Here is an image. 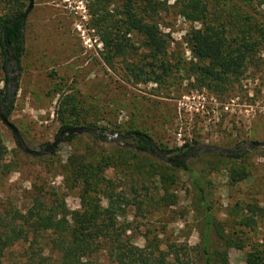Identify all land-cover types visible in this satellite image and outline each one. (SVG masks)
<instances>
[{
	"label": "rangeland",
	"instance_id": "obj_1",
	"mask_svg": "<svg viewBox=\"0 0 264 264\" xmlns=\"http://www.w3.org/2000/svg\"><path fill=\"white\" fill-rule=\"evenodd\" d=\"M153 1L159 8L149 21L166 41L169 63L160 84L142 82L154 68L141 37L133 32L125 35L120 28L121 0H33L7 118L27 148L43 149L63 124L121 135L136 131L167 151L184 145L228 149L246 141H264V5L253 0H204L209 17L229 39L242 37L231 27L234 20L261 29L260 36L244 31L243 36L259 40L260 45L238 81L218 93L199 88L187 74L192 60L187 36L199 28L180 14L187 0ZM27 4L28 0H4L0 19L17 9L22 14ZM117 44L124 47V54L112 57L107 66L102 56L112 53L109 46ZM2 65L0 55V93L5 88ZM0 138L7 151V174L0 176V222L8 218L5 212L23 214L31 197L47 198L52 193L56 197L50 199L61 198L70 215L79 212L77 190H70L63 180L68 159L80 157L100 168L99 176L112 181L114 192L126 199L127 206L115 219L124 230L125 242L143 255L163 253L170 264H202L201 215L183 170L147 152L94 141L90 135H76L42 158L21 153L3 124ZM185 163L195 172L203 169L209 184L214 223L209 242L211 248L223 251L216 264H245L248 253L264 259V149L238 160L190 158ZM101 205L105 207L104 200ZM44 243L39 242L41 247ZM22 251L23 246L8 247L2 264H16Z\"/></svg>",
	"mask_w": 264,
	"mask_h": 264
},
{
	"label": "trees",
	"instance_id": "obj_2",
	"mask_svg": "<svg viewBox=\"0 0 264 264\" xmlns=\"http://www.w3.org/2000/svg\"><path fill=\"white\" fill-rule=\"evenodd\" d=\"M238 1L249 3L252 0ZM253 1H257L259 6L264 5V0ZM3 3L4 0H0V5ZM158 8L159 4L153 0H121L119 12L121 16L120 28L124 30L125 35L133 32L141 37L142 44L147 49V59L150 60L151 67L154 68V71L145 74V79L142 82L151 81L155 84L163 82L169 72V63L165 58L166 41L158 32L157 26L149 21L151 16L157 13ZM180 14L188 22L199 25L198 29L191 30L187 36L192 58L186 69L187 74L193 77V81L199 88L213 89L218 93L225 92L226 87L238 81L243 75L251 54L260 45L259 40L243 36L244 31L247 34L258 33L260 36L261 29L256 24L239 25L234 20L231 27L242 37L229 39L225 36L226 31L219 29L216 25V19L211 15L209 17L208 4L204 0L183 2ZM20 15L21 11L17 9L0 19V34L3 31L4 44L13 51V58L17 61V65L22 53L21 22L11 21ZM108 45L107 42L105 46ZM110 49L112 53L109 51L102 56V60L107 66L110 65L112 57L124 54V47L118 44L109 46ZM0 55L3 59L1 70L4 73L3 82L6 86L7 78L4 66L6 58L1 40ZM156 70L157 73H155ZM135 81L139 82L138 79ZM10 111L11 106L6 107L3 115L8 118ZM0 124H2L1 121ZM73 127L76 126L63 124L58 133ZM88 128L94 127L88 126ZM130 133H138L147 137L136 131L126 134ZM90 137L94 141L104 142L103 137L91 135ZM75 138L76 135L64 137L62 143H69ZM131 142L134 145L129 144V146L138 154H144L149 149L141 137ZM48 145L45 144L44 148ZM189 149L188 145H184L172 151H160L167 156L172 152H178L172 156L177 157ZM54 153L55 151H52L48 156ZM6 154V148L0 138V176L7 174ZM245 156L246 154L229 157L197 155L192 158L204 161L224 158L238 160ZM169 166L185 172L195 196V207L201 215L202 236L199 252L202 264H216L221 260L223 251L211 248L209 242L214 223L210 215L209 184L203 176L204 170L195 172L185 162ZM96 168L83 163L80 157L71 156L67 161L65 167L67 172L63 182L69 184L70 190H77L79 200V212L74 215L68 213L61 198L50 199L56 197L55 193L48 195L47 198L31 197L30 206L23 211V214L5 212L8 218H4L0 222V264H2L6 249L13 245L23 246L20 259L16 264H170L163 253L156 251L154 254L143 255L138 248L122 239L121 235L124 230L116 226L115 219L118 212L122 211L128 203L125 198L114 192L116 185L99 176L100 168ZM102 200L105 201V207L101 205ZM41 240L46 242L42 247L39 244ZM245 264H264V259L254 253H248Z\"/></svg>",
	"mask_w": 264,
	"mask_h": 264
},
{
	"label": "water",
	"instance_id": "obj_3",
	"mask_svg": "<svg viewBox=\"0 0 264 264\" xmlns=\"http://www.w3.org/2000/svg\"><path fill=\"white\" fill-rule=\"evenodd\" d=\"M33 7V0H28L27 7L25 11L15 18L13 21H20L21 22V28H20V43L22 45L23 42V29H24V23L26 20L27 15L32 10ZM0 40L3 45L4 54L6 58V78H7V84L5 88L1 91L0 94V101L3 100L1 106H0V121L1 123L11 132L13 136L14 143L16 145V148L23 154L33 157V158H42L48 156L52 151H55L57 147L62 144L64 137L70 136V135H91L94 137H103L104 140L112 143V144H123L125 148H131L127 142H130L138 137H141L145 140L147 143L149 149L146 151L150 156L155 158L161 163L172 165L179 162H186L193 156L197 155H214V156H223V157H229L236 154H248L256 149H264V141L262 142H256V141H246L243 143H239L231 148L225 149L218 146H211V145H192L190 149L185 152L184 154L177 156V157H169L162 153L159 149H157L153 142L138 133H130V134H124L121 135L116 132H110L105 129L100 128H88V127H73L69 129H65L57 134L55 139L45 148L40 150H31L25 146L23 143L19 133L15 129L13 125H11L8 121V119L3 115L4 109L6 107H10L12 104V101L15 98L16 89H17V61L13 58V51L9 48H7L4 44V38H3V31L0 34Z\"/></svg>",
	"mask_w": 264,
	"mask_h": 264
}]
</instances>
